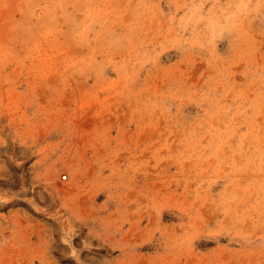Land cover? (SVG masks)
Returning a JSON list of instances; mask_svg holds the SVG:
<instances>
[{
  "label": "rangeland",
  "instance_id": "obj_1",
  "mask_svg": "<svg viewBox=\"0 0 264 264\" xmlns=\"http://www.w3.org/2000/svg\"><path fill=\"white\" fill-rule=\"evenodd\" d=\"M0 264H264V0H0Z\"/></svg>",
  "mask_w": 264,
  "mask_h": 264
}]
</instances>
